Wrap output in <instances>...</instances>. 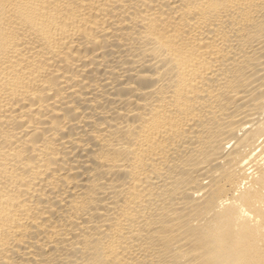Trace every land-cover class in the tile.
I'll use <instances>...</instances> for the list:
<instances>
[{"label":"bare ground","instance_id":"obj_1","mask_svg":"<svg viewBox=\"0 0 264 264\" xmlns=\"http://www.w3.org/2000/svg\"><path fill=\"white\" fill-rule=\"evenodd\" d=\"M0 264H264V0H0Z\"/></svg>","mask_w":264,"mask_h":264}]
</instances>
